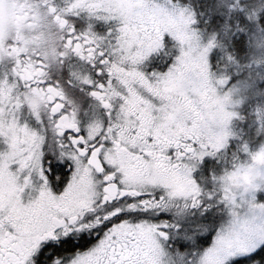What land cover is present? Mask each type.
<instances>
[{"label": "snow or ice", "instance_id": "snow-or-ice-1", "mask_svg": "<svg viewBox=\"0 0 264 264\" xmlns=\"http://www.w3.org/2000/svg\"><path fill=\"white\" fill-rule=\"evenodd\" d=\"M0 264H264V0H0Z\"/></svg>", "mask_w": 264, "mask_h": 264}]
</instances>
